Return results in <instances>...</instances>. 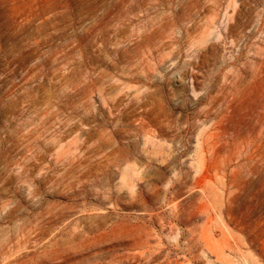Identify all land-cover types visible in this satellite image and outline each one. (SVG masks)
<instances>
[{
  "label": "rangeland",
  "instance_id": "1",
  "mask_svg": "<svg viewBox=\"0 0 264 264\" xmlns=\"http://www.w3.org/2000/svg\"><path fill=\"white\" fill-rule=\"evenodd\" d=\"M0 264H264V0H0Z\"/></svg>",
  "mask_w": 264,
  "mask_h": 264
}]
</instances>
